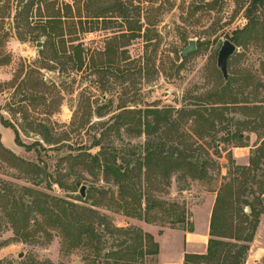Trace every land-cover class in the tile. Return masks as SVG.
<instances>
[{
	"label": "trees",
	"instance_id": "1",
	"mask_svg": "<svg viewBox=\"0 0 264 264\" xmlns=\"http://www.w3.org/2000/svg\"><path fill=\"white\" fill-rule=\"evenodd\" d=\"M42 2L46 4V13L41 17L44 21L43 36L47 37V41L39 50V57L42 58L39 70H56L62 76L68 71L82 72L87 67L95 66L96 55L104 60L102 66L121 68V64L130 62V42L141 38L146 42L152 41V34L156 33V36L158 33L151 29H156L161 22L160 17L177 6L176 0H72L73 4L59 8L57 0H26L21 11L16 14V20L20 15L28 18L34 7L38 3L42 5ZM212 3L198 0L190 6L189 18L199 11L215 9ZM96 4L101 6L94 12L92 9ZM241 10L247 24L235 30L232 43L247 46L264 41V0H247ZM95 24H102L104 29H110L113 24L118 25L119 30L107 38L104 50H92L80 38L93 32ZM144 25L148 30L142 34ZM0 37L5 38L6 34ZM18 37L24 43L40 40V36L27 39L20 33ZM9 63V55L0 51V68ZM38 72L30 68L20 84L15 86L19 79L17 76L8 84L16 95L19 89L23 91L22 102L28 101L18 104V110L14 109L16 103L9 104L8 110L20 114L22 131L39 136V140L24 144L15 123L0 114V123L14 130L16 144L38 156V161L28 162L15 155L3 146L0 134V164L18 170L30 183L20 186L1 181L0 227L9 225L19 240L27 241L37 235L48 237L47 241L59 237L64 251L85 252V264H146L147 258L157 257L160 252L154 236L137 227H121L99 209L106 207V210L116 214L150 224L163 221L171 228L188 226V231L192 233L194 228L193 223L189 222L188 210L178 203L157 197L155 193L169 188L174 176L200 181L217 176L222 182L212 211L207 252L185 254L184 264H245L260 218L264 216V182L256 181L255 174L263 171L264 141L254 151L248 166L237 165L231 155L226 176L222 175L221 170L214 176L210 172L211 168L218 170L219 166L211 154L205 149V159L195 156L197 148L193 145L195 140L216 133L217 118L224 115L220 111L221 105H238L239 102L233 98L234 78L230 77L220 89L209 94L210 98L215 99L211 106L196 104L198 108L190 110H176L173 107L143 110L122 104L119 107L121 111L107 122L99 121L90 125L87 130V133L92 130L89 134L90 144H80L76 150L79 154L74 157L70 154L69 157L78 161V166H82L84 171L116 189L110 192L104 188H94V194L76 202L41 189L43 186L47 189L52 187L53 176L41 160L42 153L61 151L65 147L73 150V146L66 144L69 141L66 131L57 132L48 119L31 118V109L42 105L46 116H50L54 105L60 106L61 103L60 94H55L58 89L55 82H47L44 78H37L33 82V76ZM259 85L264 87L262 83ZM82 103L83 100L78 105ZM91 108L92 104L89 103L86 109L92 113ZM106 108V104L97 108L96 116L103 118L109 114L103 112ZM242 110L245 117H250L247 113L250 111L257 118L264 111V105L245 106ZM76 118L77 113H74L68 127L76 126ZM186 118L192 121V128L187 131L183 128ZM202 120L204 127L199 130ZM255 123H248L251 131L257 129ZM87 124L83 120L78 128L83 129ZM243 125H247L246 122ZM124 133L133 138L144 136V143L126 142ZM237 133L227 131L223 139L227 141ZM95 149L96 152H93ZM254 183L260 184L261 188L253 190L251 186ZM54 184L63 188L59 182ZM248 193L253 195L252 199ZM246 208H249L248 213L245 212ZM8 264L13 262L8 260ZM19 264L52 263L32 260Z\"/></svg>",
	"mask_w": 264,
	"mask_h": 264
},
{
	"label": "rangeland",
	"instance_id": "2",
	"mask_svg": "<svg viewBox=\"0 0 264 264\" xmlns=\"http://www.w3.org/2000/svg\"><path fill=\"white\" fill-rule=\"evenodd\" d=\"M176 1L177 6L160 17L161 22L156 29H151L158 33L156 36V33L152 34V41L146 42L141 38L130 42L128 47L130 62L126 61L121 64V68L102 66L104 60L96 55L95 66L87 67L82 72L68 71L62 76L56 70L53 72L39 70L42 58L39 57L41 49L37 48V42L24 43L18 37L20 33L27 39L40 36L38 42L47 41V37L43 36L44 21L41 17L46 13V4L38 3L28 18L20 15L16 20L15 16L21 11L23 0H0V36L6 34L5 38L0 37V45H2L0 51H4L10 57V63L0 68V114L15 123L24 144L39 140V136L22 131L20 114L11 113L8 110L9 104L16 103L14 109L18 110V104L28 102L21 101L24 98L22 90L19 89L16 95L14 89L9 88L8 84L16 76L19 79L15 86L20 84L30 68H34L40 73L33 76V82H36L37 78L55 82L58 86L55 94H60L61 103L60 106L54 105L53 114L50 116H46L42 105L31 109V118L48 119L57 132L66 131L69 136L66 144L73 146V150L65 147L61 151L42 153L41 160L49 167L50 174L53 175L52 187L47 189L43 186L42 190L80 202L78 200H86L89 195L94 194V188H104L110 192L116 189L111 184L84 171L82 166H78V161L73 160L69 155L73 157L78 155L79 151L76 150L79 149L80 144H90L89 134L92 130L87 133L90 125L99 121L107 122L121 111L119 107L122 104L129 108L143 110L153 107L190 110L198 106H211L214 102L215 99L210 98L211 93L220 89L226 82L217 66L218 54L223 42L226 40L233 42L235 30L247 24L241 10L247 0H204L208 3L213 2L215 9L199 11L192 18L188 15L190 6L198 0ZM65 4H73V2L72 0H57V7L60 8ZM98 6L101 5L96 4L92 11L96 12ZM104 6L107 4L104 3ZM110 26V29H104L102 24H95L93 32L81 35L80 38L88 48L104 50L107 38L119 30L118 25ZM147 30L148 27L144 25L142 34H145ZM190 40L196 41V50L182 60L180 54L189 45ZM229 64V75L234 78L233 98L239 103L238 105H221L222 110L220 111H223L224 115L217 118L216 133H212L211 137L206 135L202 140H195L193 144L194 148H197L195 156H202L205 159L206 149L219 166L218 170L211 168L210 172L214 176L219 170L223 176L227 175L226 167L229 166L231 155L237 165L248 166L254 151L264 141V111H261L262 114L259 113L257 118L250 111L247 112L250 117H245L244 112L242 113V108L245 106L264 105V87L259 85L264 84V41L247 46H237V52L229 60ZM81 100L83 103L78 105ZM110 102L112 104L108 105ZM89 103L92 104V113L86 109ZM104 104L108 108L103 112L110 113L103 118H98L95 110ZM196 104L198 106H195ZM74 113H77V124L75 127H68ZM83 120L88 124L80 129L78 125ZM202 122L203 120L199 125V130L204 127ZM245 122L247 125H243ZM249 122H256L257 129L251 131ZM183 123L186 131L192 128L190 119L186 118ZM227 131L238 133L226 141L223 136H226ZM0 134L5 148L28 162L38 161L35 152H28L26 148L16 144L14 130L0 123ZM123 137L126 142L132 141L134 144L144 143L145 140L144 136L133 138L125 133ZM93 152H96V149ZM63 158L65 160L62 162ZM0 167V185L1 181L20 186L30 184L18 170L8 168L3 163ZM262 169L264 171V166ZM263 171L255 173L256 181L264 182ZM53 182L63 184V188ZM221 182L222 179H218L217 176L204 181L174 176L169 188L164 191L157 189L155 193L157 197L178 203L188 210L189 222L193 223V233H196L194 237H187L188 226L171 228L163 221L150 224L143 220L116 214L106 210V207L99 210L109 215L121 227H137L154 236L159 243L160 252L157 257L147 258L146 264H184L185 254H205L207 252L210 221ZM82 187H84L85 198L80 194ZM251 187L253 190L261 188L258 183L252 184ZM248 195L251 199L253 198L252 194L248 193ZM254 196L257 195L254 194ZM47 238L37 235L27 241L19 240L9 225L1 226L0 264H8V260L13 264L32 260H47L52 264H85L84 251H64L59 237L53 238L52 241H47ZM245 264H264V216L260 218V224L254 241L250 245Z\"/></svg>",
	"mask_w": 264,
	"mask_h": 264
},
{
	"label": "water",
	"instance_id": "3",
	"mask_svg": "<svg viewBox=\"0 0 264 264\" xmlns=\"http://www.w3.org/2000/svg\"><path fill=\"white\" fill-rule=\"evenodd\" d=\"M43 42H37L36 46L39 49L43 48ZM196 50V41L190 40L189 45L184 48L181 52V59L184 60L186 55L194 52ZM237 52V46L233 44L231 41L226 40L223 42L222 47L218 54V60H217V66L222 73L225 81H228L230 78L229 72H228V63L229 60L232 58V56ZM80 194L83 198H85L84 193V187L81 188ZM245 212H249V208L245 209Z\"/></svg>",
	"mask_w": 264,
	"mask_h": 264
},
{
	"label": "crops",
	"instance_id": "4",
	"mask_svg": "<svg viewBox=\"0 0 264 264\" xmlns=\"http://www.w3.org/2000/svg\"><path fill=\"white\" fill-rule=\"evenodd\" d=\"M195 235H196V233H195V232H194V233H193V232H192V233H190V232H188V233H187V237H188V238H189V237H191V236H193V237H194Z\"/></svg>",
	"mask_w": 264,
	"mask_h": 264
}]
</instances>
